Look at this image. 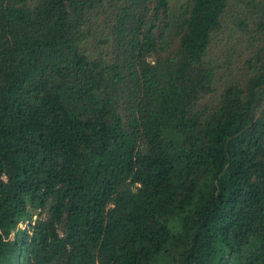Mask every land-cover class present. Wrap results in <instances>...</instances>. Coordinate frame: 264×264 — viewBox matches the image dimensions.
I'll return each mask as SVG.
<instances>
[{"label": "trees", "instance_id": "16d2710c", "mask_svg": "<svg viewBox=\"0 0 264 264\" xmlns=\"http://www.w3.org/2000/svg\"><path fill=\"white\" fill-rule=\"evenodd\" d=\"M0 264H264V0H0Z\"/></svg>", "mask_w": 264, "mask_h": 264}, {"label": "rangeland", "instance_id": "374dc122", "mask_svg": "<svg viewBox=\"0 0 264 264\" xmlns=\"http://www.w3.org/2000/svg\"><path fill=\"white\" fill-rule=\"evenodd\" d=\"M20 227H21V228H23V227H24V225H22V224H21V225H20Z\"/></svg>", "mask_w": 264, "mask_h": 264}]
</instances>
